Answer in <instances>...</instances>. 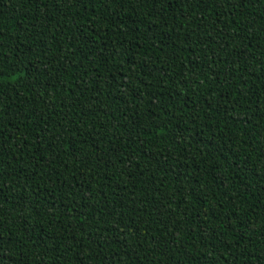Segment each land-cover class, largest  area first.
Wrapping results in <instances>:
<instances>
[{"label":"trees","instance_id":"trees-1","mask_svg":"<svg viewBox=\"0 0 264 264\" xmlns=\"http://www.w3.org/2000/svg\"><path fill=\"white\" fill-rule=\"evenodd\" d=\"M0 264H264V0H0Z\"/></svg>","mask_w":264,"mask_h":264}]
</instances>
